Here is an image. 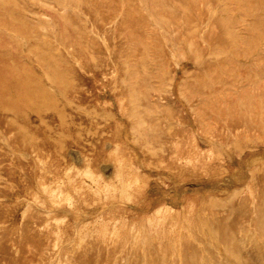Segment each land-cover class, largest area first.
Masks as SVG:
<instances>
[{
	"label": "rangeland",
	"instance_id": "rangeland-1",
	"mask_svg": "<svg viewBox=\"0 0 264 264\" xmlns=\"http://www.w3.org/2000/svg\"><path fill=\"white\" fill-rule=\"evenodd\" d=\"M0 264H264V0H0Z\"/></svg>",
	"mask_w": 264,
	"mask_h": 264
},
{
	"label": "clouds",
	"instance_id": "clouds-1",
	"mask_svg": "<svg viewBox=\"0 0 264 264\" xmlns=\"http://www.w3.org/2000/svg\"><path fill=\"white\" fill-rule=\"evenodd\" d=\"M110 146L108 152L110 153V155H112L118 162H119V166H123V158L121 157L120 154V145L119 144H114V145H107ZM72 171V168H69V172ZM102 178V176H101ZM103 179V178H102Z\"/></svg>",
	"mask_w": 264,
	"mask_h": 264
}]
</instances>
